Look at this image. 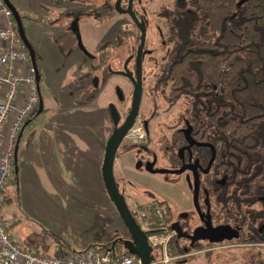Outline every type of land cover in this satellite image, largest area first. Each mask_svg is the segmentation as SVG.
<instances>
[{"label": "rangeland", "instance_id": "rangeland-1", "mask_svg": "<svg viewBox=\"0 0 264 264\" xmlns=\"http://www.w3.org/2000/svg\"><path fill=\"white\" fill-rule=\"evenodd\" d=\"M10 1L43 56V63H40L49 77L53 94L49 95L47 106L41 113L31 114L24 128L19 164L16 171L14 168L3 205L8 230L21 247L50 256H62L93 244L113 242L110 236L115 230L120 234L126 230L105 189L101 169L105 143L112 131L107 107L109 101H115L110 96H113L120 79L106 73L96 100L89 101L85 95L79 94L84 88L75 87L76 78L87 76L90 79L98 75L102 81L105 64H100L103 68L100 70L95 59L79 51L76 46L78 37L71 30L70 22L80 18L79 31L84 46L96 55V59L107 61L99 48L108 35H113L111 38L116 43V34L123 32L124 35L127 30L128 55H132L140 43L139 29L129 14L115 9L117 0H112V5L108 6L95 1ZM174 2L140 0L133 5L141 14L146 9L149 22L147 44L155 49L152 57L156 60L161 61L165 53L158 28L166 36L163 13L171 9ZM127 4V0H122L123 8ZM117 51L122 54L121 48L118 47ZM109 52L115 55L114 51ZM49 53L51 59H48ZM150 66L145 64L143 119L138 120L121 144L114 165L115 177L120 188L126 190L128 205L134 209H138L139 204L151 202L152 194L166 199L175 214L191 213L194 210L192 190L182 177L170 176L165 181L163 175L135 167L136 151L142 145L161 155V141L181 126V119L189 106V99L185 97L171 100L165 99L164 94L155 96L154 70ZM42 86L41 95L46 97ZM144 120L149 121V133L145 131ZM133 143L142 144L134 149ZM138 217L142 227L147 228L148 221L143 219L142 212ZM204 249L182 264H255L264 260V244L253 247L240 243L236 249L206 252ZM195 250L198 251L197 248L192 251ZM170 261L174 263L175 260Z\"/></svg>", "mask_w": 264, "mask_h": 264}, {"label": "trees", "instance_id": "trees-1", "mask_svg": "<svg viewBox=\"0 0 264 264\" xmlns=\"http://www.w3.org/2000/svg\"><path fill=\"white\" fill-rule=\"evenodd\" d=\"M86 1L112 5V0L73 2ZM163 16L167 28L165 64L158 75V87L166 86L171 100L189 99L185 114L200 128L216 155L209 187L212 203L227 221L240 224V243L262 245L264 0H175ZM218 179L224 182L218 183ZM154 202L168 211L165 201ZM140 209L146 211L143 205ZM144 218L151 223L148 235L164 232L160 216ZM93 245L122 251L112 241ZM181 252L172 240L169 253ZM255 264H264V260Z\"/></svg>", "mask_w": 264, "mask_h": 264}, {"label": "flooded vegetation", "instance_id": "flooded-vegetation-1", "mask_svg": "<svg viewBox=\"0 0 264 264\" xmlns=\"http://www.w3.org/2000/svg\"><path fill=\"white\" fill-rule=\"evenodd\" d=\"M71 1H74V0H71ZM134 11L137 17L140 19V21L145 23L146 30L148 31L149 22L145 14L146 9L142 10L143 11L142 14L138 13V11L136 10ZM79 20L80 18L76 17L70 22V27L72 31H74L73 28H78V31H74L77 37H78V32L80 33ZM22 21H23V18H22ZM158 29H159L158 31L160 33L161 44H162L161 48L164 49L166 47V38L161 28H158ZM24 30H25V35L27 38V43H24V44L30 55V60L34 68L36 81L39 85L40 92H41V86L43 85L42 87L46 94V97H42L41 95V100L43 101V110H44V108L47 106L46 103L49 100V95L53 94L51 91V85H50L51 82L48 79L49 77L48 76H47L48 78L46 77V71L41 65V63H43L42 54L39 52V49L37 48V45L34 42V40H32L31 37L28 35L25 27H24ZM124 31L126 32V34L124 35H123V32L122 34H116V41H117L116 43L113 42V39L111 38V36L113 35L110 36L109 34L108 38L104 40L103 45H101L102 47L99 48V52H101V54H104V56L107 57L104 59H108V61L103 60L102 58L96 59L97 57L93 53H90V52H89L90 54L85 53L80 48L78 42L76 45L79 51H81L88 58L92 60L95 59L99 63V66L100 64L101 65L105 64V67H104L105 71L101 72L102 81L98 75L92 76L90 79L87 76L85 77L78 76L76 78L77 81L75 82V87L84 88V91H82V93H79V94L85 95L86 99H88L89 101L96 100L98 97L99 90L102 88L105 78L107 77L106 73H110L111 75L117 76L120 79L119 80L120 84L115 86L113 96H110L111 98H114L115 101L113 100L109 101L108 107H107L108 114H109V121L112 125V131L109 137L112 135L114 130L118 129L125 122L127 116L129 115V112L131 110L135 85L137 81L136 70H137V56H138L139 45L135 53H133L132 55H128L127 30H124ZM140 35H141V32L139 29V36H138L139 40L141 38ZM147 43L149 44L148 35L146 37V43H145L143 54H142L141 71H142L143 92H142L141 104H140L138 116L133 126L131 127V129L125 135L124 139L134 129L138 120L143 119L142 116L144 115V113L142 111L141 106H142L144 90H145V82H146L145 64L151 65L150 67L154 70L153 92L155 96L159 93V94H164L165 99L168 97L167 87L166 86H161V88L158 87V84H159L158 75L162 72L165 61L154 59V57L152 56L155 52V49L149 48ZM118 47L122 49L121 53L125 54V58H122V54L118 53L117 51ZM31 48L34 51V55L36 59L35 66L33 64ZM109 51H112V52L114 51L115 55L113 56V54L110 53ZM70 54H68L67 56L69 57L68 60L70 59ZM51 57L52 55L49 53L48 59H51ZM146 57H150V58L147 59ZM110 58H114V60H110ZM80 64L82 65V63ZM78 68H79V65H78ZM101 69L103 68L100 66V70ZM45 77L47 80L45 79ZM36 111H38V109ZM144 122H145L144 124L145 131L149 133L150 131L149 121L144 120ZM180 124L181 126L177 128L175 132L170 134L169 137L166 138L165 140L161 141V145L159 147V150H160L159 154H161L160 156L156 154V151H152L148 149L147 145H142L136 151L137 160L135 163V167H137V169L144 168V170H146L147 172H150L147 170V165L153 164V167H152L153 169L163 170V172H157V173L160 175H163L165 181H167V179L170 176L171 177L172 176L182 177V179L186 182L187 186L191 188L192 190V204H193L194 210L191 213L179 212L178 214H175L166 199H159L158 197H154L152 194L150 196L152 198V201L147 204H139L137 207L138 209H134L128 205L132 215L134 216L138 224L141 226V228H142V223L139 220L138 213L142 212L143 217L156 216V215L161 217V222L159 224L164 229L163 233L148 235L147 232L149 230V225L151 224L150 222H147L148 225H147L146 230H143L142 228V230L147 235L148 241L151 235H159V236L170 235V240L168 242V251H167L169 255L168 261L163 260L164 252H162V250L159 249V247L156 248L151 245L152 246V250H151L152 261L150 264H182L187 259H189L193 255L198 254L200 252L199 250L192 251L196 249L198 246H204L205 248L204 251L206 252V251L215 250V249H227V250L236 249V247L240 245L238 241L241 238V234H242L240 224L238 222L227 221L224 218L225 216L223 212L217 210L218 207L216 206V204L212 203V200L210 198L211 195L209 192V187L211 184L210 183L211 180L214 179L213 178L214 176L213 167H214V161L216 157L213 146L207 140L203 138V134L200 132V128L196 125H193L192 122H190V117L187 116L186 114H184V117L181 119ZM23 132L20 133L17 139V143H16L15 167H14L15 171L17 170V166L19 164L18 163L19 162L18 159L20 157L19 148H20V143H21ZM108 139L106 140L105 148H106ZM124 139L122 140V142L124 141ZM121 144L119 146V149L121 148ZM140 144L138 145V143H135V144L133 143L132 148L134 147L135 149V147L137 146L139 147ZM141 148L143 149L144 152L141 150ZM119 149L116 154V159L118 157ZM104 155H105V149H104ZM181 169H184L183 172L181 173L176 172ZM114 176H115V171H114ZM197 181L199 182V191H198V199H197L198 206L196 205V202H195V190H196ZM217 182L223 183L224 180L218 179ZM116 183L118 184L120 192L124 195L126 199L125 188L124 187L120 188L121 185L117 181V179H116ZM156 200L165 201L167 206L169 207L168 211H166L164 206L162 207L158 206L154 202ZM141 205L145 206L146 211L140 209ZM163 208H164V211H163ZM117 215L121 219L124 229L126 230V233L120 234L118 230H115L110 236V238L113 239V243L117 244L118 247H120V249L124 251H128L129 253L135 254V245L131 243V235L128 229L126 228L122 218L120 217L118 211H117ZM174 224H177L176 225L177 228H179L181 231L173 229ZM227 224L232 226L233 228L239 229V232H240L239 238H234L231 240L225 239L220 242H211L209 239H196V240L193 239L195 235V230L197 228H208L210 225L212 227H218L220 225H227ZM172 240L174 241V243L178 244L180 250L182 251L181 254L178 255V254L169 253V244ZM135 255L137 256V254ZM170 260H175V261L174 263L173 262L171 263Z\"/></svg>", "mask_w": 264, "mask_h": 264}, {"label": "built area", "instance_id": "built-area-1", "mask_svg": "<svg viewBox=\"0 0 264 264\" xmlns=\"http://www.w3.org/2000/svg\"><path fill=\"white\" fill-rule=\"evenodd\" d=\"M40 101L29 52L11 9L0 0V264H143L135 254L110 246L92 245L70 254L50 256L21 247L11 236L3 217L5 190L14 172L17 139ZM169 240L170 235L149 237L150 245L164 252L165 261L169 259Z\"/></svg>", "mask_w": 264, "mask_h": 264}, {"label": "water", "instance_id": "water-1", "mask_svg": "<svg viewBox=\"0 0 264 264\" xmlns=\"http://www.w3.org/2000/svg\"><path fill=\"white\" fill-rule=\"evenodd\" d=\"M6 4L11 9L14 18L17 23L18 30L20 31L21 38L24 43H27V38L25 35L24 25L22 18L20 16L19 11L16 9V7L12 4L10 0H4ZM122 0H117L115 3V9L121 13H127L130 15V17L135 21V23L138 25L140 32H141V38H140V44L138 47V56H137V81L135 85L131 110L129 112V115L127 116L125 122L109 137L107 141V145L105 148V155L102 165V177L104 181L105 189L109 195V198L113 202L116 210L118 211L120 217L122 218L126 228L128 229L130 235H131V243L135 245V254L141 259L143 264H150L151 259V250L152 246L150 245L146 233L142 230L141 226L138 224L134 216L132 215L128 203L126 202V199L124 195L120 192L118 184L116 183V179L114 176V163L116 159V154L119 149L120 144L122 143V140L124 139L127 132L131 129L133 126L139 112L141 99H142V71H141V64H142V54L144 50V46L146 43V37H147V30L146 25L144 22L140 21V19L137 17L135 11H134V0H128V5L126 8H123ZM74 31H78V28H73ZM78 43L80 48L87 54H90L89 51L84 46V43L82 41V37L80 33L78 32ZM31 54L33 58V64L36 65V59L34 55V51L31 48ZM43 111V101L41 100V103L38 108V113H41ZM25 126L23 127L24 130ZM22 130V132H23ZM153 164L147 165V170L152 173L157 172H163V170H155L152 168ZM184 169H181L179 171H176L177 173L183 172ZM198 191H199V182H196V190H195V202L198 206L197 199H198ZM177 224L173 225V229H176L178 231H181L176 226ZM202 232V233H201ZM240 232L239 229L233 228L230 225H220L218 227H212L211 225L208 228H197L195 230V235L193 237L194 240L196 239H209L211 242H220L223 240H231L234 238H239Z\"/></svg>", "mask_w": 264, "mask_h": 264}]
</instances>
